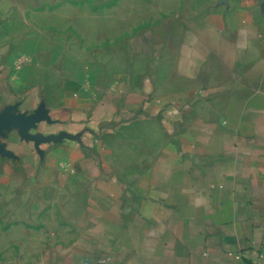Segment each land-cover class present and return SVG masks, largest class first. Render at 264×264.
<instances>
[{"label": "crops", "instance_id": "0c3cea01", "mask_svg": "<svg viewBox=\"0 0 264 264\" xmlns=\"http://www.w3.org/2000/svg\"><path fill=\"white\" fill-rule=\"evenodd\" d=\"M55 3L0 58V264H264V0Z\"/></svg>", "mask_w": 264, "mask_h": 264}, {"label": "rangeland", "instance_id": "374dc122", "mask_svg": "<svg viewBox=\"0 0 264 264\" xmlns=\"http://www.w3.org/2000/svg\"><path fill=\"white\" fill-rule=\"evenodd\" d=\"M57 0H0V17H10V41L0 42V58L9 57L16 60L15 68L17 70H26L25 72H34V66H26L24 62L32 61L34 57V49L29 48L34 45L35 33L28 32L30 25L24 23L26 20L34 23V17H90L85 12V16L74 13L72 6H67L63 3H55ZM83 14V12H80ZM98 15V8L93 7L91 15ZM24 23V24H23ZM33 30V28H32ZM2 35L0 34V38ZM27 39V40H26ZM21 40L22 49L13 48L14 43ZM26 43V44H25ZM19 45V44H18ZM25 45L29 49H25ZM41 53H49L50 50L39 51ZM23 65V66H22Z\"/></svg>", "mask_w": 264, "mask_h": 264}, {"label": "built area", "instance_id": "2783aa9c", "mask_svg": "<svg viewBox=\"0 0 264 264\" xmlns=\"http://www.w3.org/2000/svg\"><path fill=\"white\" fill-rule=\"evenodd\" d=\"M237 257H238V255H237ZM242 264H247V263H242Z\"/></svg>", "mask_w": 264, "mask_h": 264}]
</instances>
